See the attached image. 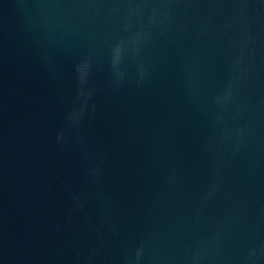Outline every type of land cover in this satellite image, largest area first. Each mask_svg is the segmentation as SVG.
<instances>
[{
    "label": "water",
    "instance_id": "95a60500",
    "mask_svg": "<svg viewBox=\"0 0 264 264\" xmlns=\"http://www.w3.org/2000/svg\"><path fill=\"white\" fill-rule=\"evenodd\" d=\"M0 264H264V0H0Z\"/></svg>",
    "mask_w": 264,
    "mask_h": 264
}]
</instances>
